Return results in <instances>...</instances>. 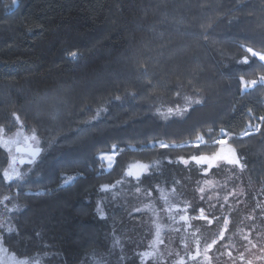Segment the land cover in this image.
Returning a JSON list of instances; mask_svg holds the SVG:
<instances>
[{
    "label": "trees",
    "instance_id": "trees-1",
    "mask_svg": "<svg viewBox=\"0 0 264 264\" xmlns=\"http://www.w3.org/2000/svg\"><path fill=\"white\" fill-rule=\"evenodd\" d=\"M241 45L264 51V0H0L3 256L248 264L264 251V85L239 81L264 62L238 63ZM188 98L203 103L181 115ZM221 138L243 170L191 159ZM135 165L150 166L139 180Z\"/></svg>",
    "mask_w": 264,
    "mask_h": 264
},
{
    "label": "snow or ice",
    "instance_id": "snow-or-ice-1",
    "mask_svg": "<svg viewBox=\"0 0 264 264\" xmlns=\"http://www.w3.org/2000/svg\"><path fill=\"white\" fill-rule=\"evenodd\" d=\"M12 3L13 4H16L17 3V0H12ZM241 47L244 48V50L249 55L243 56L240 60L237 61L238 63L244 64V65H248V64L252 63L256 59H258L261 62H264V51H256L252 47H246L244 45H241ZM76 55H77L76 53H72V56L73 57H75ZM239 81H240V84H241L242 88H244V89L251 88V87H255L258 84L264 85V74H261L258 77V79H251V80H246L245 77L243 75H241L239 77ZM177 95H179V94H177ZM115 99L119 100L120 97L119 96H116ZM202 103H203L202 100H199V99L193 100V99L188 98V99H186V106L184 108L179 109V114L183 115V114H185L188 111V108L194 107L195 105H199V104H202ZM176 111L177 110L176 109H173V108H169L168 109V113L170 115L176 114ZM12 115L15 117V119L17 121H19L20 118H19V116L15 112H13ZM96 115L97 116L99 115V111L97 112ZM93 119H95V117H93ZM259 119L261 121H264V116H261ZM248 127L249 128H252L253 126L251 124H249ZM254 130L256 132H260L261 131L260 126L259 125L255 126V129ZM221 132L223 133V135L225 137L227 136V133L224 132L223 129H221ZM5 133H6V129L4 127H0V136H3ZM251 134H252L251 131H244L243 132V135L244 136H250ZM209 135L211 136V131H210ZM31 139L34 140V141L37 140V136L35 134V130H33V135L31 136ZM197 141L198 142H202L203 141V137L198 136L197 137ZM213 142L215 144H218V145H225V144L228 143V140L225 139V138H221V139L214 140ZM196 146L199 147L200 146L199 143H197ZM160 147L161 148H167V147H169V145L164 144V143H161L160 144ZM40 152H41V149L39 147H37V148L33 149V151H32L31 154L33 156H37V155H39ZM102 158H104V157L102 156ZM107 159L110 161L112 159V156L111 155H107ZM191 159L193 161H195L197 164H206V165H208V168L209 169L212 168L213 166H219L218 164H215L214 163L216 161H223L226 164L233 166V168H239L240 170H243L246 167V164L242 162V157L239 156L236 153V150L234 148H231V147H229L228 154H225V153H223V151H221V152H216V153H214L212 155H197V156H193V157H191ZM185 163H187V161H185ZM138 167L140 169L146 171L150 166L149 165H138ZM207 170L208 169L205 170V173H207ZM127 175L130 176V177H134L137 180L140 179V175L138 173L134 172V171H131V170H129L127 172ZM4 176L8 180L13 179V177L10 176L7 172L4 173ZM72 179H74V178L71 177V176H68V177L65 178L64 183H68ZM200 191L203 192L204 190L203 189H200ZM165 199H166V197H165ZM200 211H201V216L199 218H201V219H207V217L203 216V211L204 210L201 209ZM181 218L184 219V217H181ZM209 222H211V221H209ZM227 222L228 221L225 220V224H227ZM225 231H227L226 228H225ZM219 239L220 240H223L224 239L223 232L220 233ZM245 239H247V237H245ZM217 242L218 241L216 239H213L211 241V243L207 244L206 245V248H205V253H207L208 251H211L212 247ZM200 254L201 253L199 251V246H197V252H196L195 255H193L191 257V259L195 260L197 258V256H199ZM229 255H231V253H229ZM208 259H210V258H208ZM21 264H27V262L26 261H22ZM181 264H183L182 261H181ZM248 264H252V262L251 261H248Z\"/></svg>",
    "mask_w": 264,
    "mask_h": 264
},
{
    "label": "rangeland",
    "instance_id": "rangeland-1",
    "mask_svg": "<svg viewBox=\"0 0 264 264\" xmlns=\"http://www.w3.org/2000/svg\"><path fill=\"white\" fill-rule=\"evenodd\" d=\"M225 146V150H223V153L228 154V147L226 145ZM112 156V154H111ZM107 158V157H106ZM113 158V157H112ZM112 160V159H111ZM215 164H223L225 162L223 161H216L214 162ZM132 171L136 172V173H140V171H142V169H140L138 167V165H135L131 168ZM3 248L0 246V264H21L22 261H24L23 259H18L17 257H15V259H6L3 256ZM13 255V254H12ZM249 261L252 262V264H264V251H253L249 254Z\"/></svg>",
    "mask_w": 264,
    "mask_h": 264
}]
</instances>
